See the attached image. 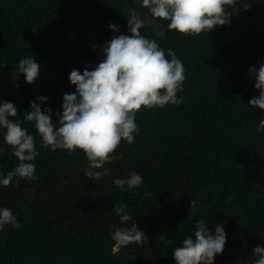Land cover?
<instances>
[{"label":"trees","instance_id":"1","mask_svg":"<svg viewBox=\"0 0 264 264\" xmlns=\"http://www.w3.org/2000/svg\"><path fill=\"white\" fill-rule=\"evenodd\" d=\"M129 8L145 22L141 35L182 61V103L138 112L134 143L122 141L117 159L104 166L108 174L89 180L85 154L42 148L23 114L43 96L42 110L50 108L58 123L63 95L75 92L70 72L92 70L114 35H130ZM225 13L228 24L191 36L154 22L141 0H0V102L15 105L14 119L39 153L37 179L0 185V208L21 225L0 230V264H175L174 249L195 239L200 220L226 233L214 264H253V248L264 245V132H256L264 111L249 105L259 91L248 70L264 64V0H235ZM30 56L40 65L35 85L18 71ZM4 134L0 129V178L18 164ZM132 172L143 178L139 187L113 183ZM117 204L127 205L130 221L121 224ZM135 225L147 242L117 247L112 232Z\"/></svg>","mask_w":264,"mask_h":264},{"label":"clouds","instance_id":"2","mask_svg":"<svg viewBox=\"0 0 264 264\" xmlns=\"http://www.w3.org/2000/svg\"><path fill=\"white\" fill-rule=\"evenodd\" d=\"M235 0H141L153 21H169L167 28L182 35L197 36L211 32L229 23L225 6H232ZM127 26L130 35H114L102 49L104 59L92 70L85 67L83 73L73 69L69 81L75 92L63 95L62 113H57L58 123L52 121L50 108L42 110L40 104L46 97H38L30 102V111L24 113V120L33 122L40 137L41 147L66 150L70 154L81 150L88 161L84 176L89 180H99L108 174L104 166L114 162L113 155L121 142L134 143L139 128L136 115L142 109L164 108L166 105L178 106L182 99L177 97L185 80L182 61L169 49L165 56L157 42L141 35L144 20L138 11L129 8ZM113 33L118 31L114 23L109 25ZM96 46L93 45V50ZM18 71L25 82L34 84L39 76L40 65L35 58H23L18 63ZM248 75L255 80L254 88L258 97L249 100L251 108L264 111V64L259 69L250 67ZM17 109L12 102H0V129L5 130L4 141L10 147L18 164L6 176L0 178V185L8 187L16 178L20 180L37 179L34 175L33 161L39 155L35 138L21 126L17 119ZM256 132H264V119L260 120ZM103 169V172L98 171ZM113 183L121 190L125 185L129 190L139 187L143 178L132 172L125 179H115ZM127 205L117 204L114 211L121 224L132 217L126 211ZM21 227L12 211L0 208V230L5 226ZM214 231V235L212 234ZM195 239H183L182 247L174 249L175 264H214L217 255L222 254L226 244V233L222 225L214 230L200 220L196 223ZM114 244L128 246L143 245L146 235L135 225L133 228H116L111 235ZM256 257L253 264H264V245L252 250Z\"/></svg>","mask_w":264,"mask_h":264},{"label":"rangeland","instance_id":"3","mask_svg":"<svg viewBox=\"0 0 264 264\" xmlns=\"http://www.w3.org/2000/svg\"><path fill=\"white\" fill-rule=\"evenodd\" d=\"M148 27V25H146V27H145V30H144V33L146 34L147 33V31H146V28ZM150 27V26H149ZM150 30H152V31H155V32H158V33H161L160 32V29H159V27H158V25H153L151 28H150ZM88 43L91 45V44H93L94 43V41L93 40H91V41H88ZM37 82V81H36ZM35 85V84H34Z\"/></svg>","mask_w":264,"mask_h":264}]
</instances>
